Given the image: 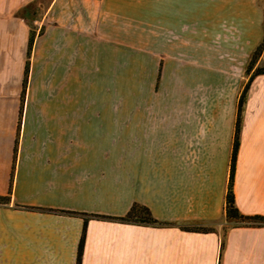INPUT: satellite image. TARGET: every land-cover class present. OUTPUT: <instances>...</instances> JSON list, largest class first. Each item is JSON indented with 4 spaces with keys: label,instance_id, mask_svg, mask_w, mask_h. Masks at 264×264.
<instances>
[{
    "label": "crops",
    "instance_id": "0c3cea01",
    "mask_svg": "<svg viewBox=\"0 0 264 264\" xmlns=\"http://www.w3.org/2000/svg\"><path fill=\"white\" fill-rule=\"evenodd\" d=\"M263 37L264 0H0V264H218L224 226L220 264H264L224 214L248 85L233 194L264 216ZM133 204L166 225L92 217Z\"/></svg>",
    "mask_w": 264,
    "mask_h": 264
},
{
    "label": "trees",
    "instance_id": "16d2710c",
    "mask_svg": "<svg viewBox=\"0 0 264 264\" xmlns=\"http://www.w3.org/2000/svg\"><path fill=\"white\" fill-rule=\"evenodd\" d=\"M33 42V35L30 37L29 47H31ZM264 50V37L260 45L256 48L252 55V59L248 65V71L252 69L255 62L260 57L262 51ZM29 55V52H28ZM28 71V63L26 65V74ZM256 75H264V67L256 68L253 72V76ZM248 89V85L242 92L238 107H237V114H236V123L234 128V136H233V143H232V152H231V160H230V171H229V178H228V186L225 196V205H224V214L228 221H232L234 225L239 227H264V216L260 215H244L240 213V211L235 206L234 202V194H233V177H234V169H235V162L237 156V150L239 145V132H240V124H241V116H242V109L244 104L245 95ZM10 195L0 196V205H7L10 203ZM75 214V213H70ZM84 219V223L87 222V215L86 214H78ZM92 217L101 219V220H117L120 222H125L129 224H138L144 226H162L166 225L154 219L149 211L148 208L139 204H133L129 211L123 217H109V216H97L94 215ZM180 229L187 232H196V233H210L214 232L215 229L213 227H204V226H196V225H183L180 226ZM229 227L223 228V236L220 245L219 257H218V264L221 263V257L224 250V237ZM84 239V230L83 234L79 243L78 248V260L80 259L81 251H82V244Z\"/></svg>",
    "mask_w": 264,
    "mask_h": 264
},
{
    "label": "rangeland",
    "instance_id": "374dc122",
    "mask_svg": "<svg viewBox=\"0 0 264 264\" xmlns=\"http://www.w3.org/2000/svg\"><path fill=\"white\" fill-rule=\"evenodd\" d=\"M120 135H125V134L122 132V133H120ZM196 226H200V225H196ZM205 227H212V226H205ZM226 227H228V226H224L223 228L225 229Z\"/></svg>",
    "mask_w": 264,
    "mask_h": 264
}]
</instances>
